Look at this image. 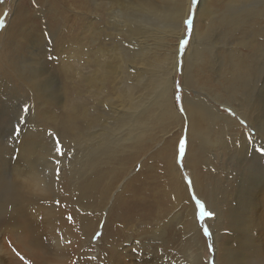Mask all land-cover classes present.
Wrapping results in <instances>:
<instances>
[{"label": "bare ground", "instance_id": "1", "mask_svg": "<svg viewBox=\"0 0 264 264\" xmlns=\"http://www.w3.org/2000/svg\"><path fill=\"white\" fill-rule=\"evenodd\" d=\"M77 4L75 8L74 4L71 5L69 12L73 13V18H78V35L67 38L70 52L64 54L65 49L58 56L74 62L79 67L74 71L76 79L79 76L83 85L95 87V92H100L99 97L109 95L106 83L112 80L110 95L115 99L109 100L107 104L110 106L103 105L102 109L98 107L99 102L95 103L99 112L93 115L85 103L80 125L66 116L62 129L68 132L74 129V133L65 135L70 160L59 157V181L55 175L57 166L50 163L49 158L46 161L43 158L45 154L48 156L49 149L42 141L33 151V161H27L24 168L16 165L13 172L11 169L14 181L11 178L6 185L9 190L2 206V222L17 223L18 233L14 236L16 241L19 239V247L30 253L34 264H43L46 258L44 249L47 251V248L42 244L40 230L46 226L53 234L59 257L56 264H142L133 262L131 253L134 252L139 254L136 259L150 264L143 252L144 245H139V250L133 249L136 242H130V248L125 244L120 247L111 234L105 233L101 240L107 253L86 258L84 239L92 237L96 228L93 225L110 201H114L117 208L126 203L128 196L135 199L149 191L146 190L149 188L146 180L137 174L124 187L118 188L122 179L128 177L130 165L138 163L146 143L154 138V133L147 137L145 134L154 123L163 131V145L158 144L155 155L170 186L169 195L163 193L162 196L170 200L173 208L185 198L190 212L185 213L183 229L189 235L188 239L195 243L199 237L193 220L196 206L188 194L183 195L180 191L186 188L175 165L177 141L185 123L174 99L180 71L184 92L181 100L187 116L184 152L195 193L200 199L203 196L198 194L202 191L198 171L207 169V158L215 159V152L219 151L221 158L225 156L230 167L239 168V173L228 182L230 190L216 189L205 196L206 200L202 197L204 204L214 213L213 220L206 223L210 228L215 264H264V156H254L264 146V93H255L259 78L264 74V27L261 24L262 19L264 23V0H208V5L207 0H200L190 45L182 53L178 52V41L184 36L183 21L188 16L190 0H78ZM3 12L4 7L0 8V17ZM4 32L3 29L0 32V49ZM49 32L47 28L36 36L45 43L53 38ZM31 33L26 34L32 38ZM16 36H19L18 32ZM32 39V46L26 47V58L22 56L24 52L20 53L24 50L22 45L12 48L17 60L12 63L17 68L21 65V70L28 75L23 76V71L18 70L17 75L37 89L38 75L34 66L42 60H35L38 57L35 56L38 52L35 50L36 37ZM2 60L0 76L2 68L11 63L7 61L4 65ZM73 75L70 77L75 78ZM114 82H118L119 89L115 90ZM209 97L212 105L206 100ZM225 108L231 109L234 115H227L222 111ZM236 117L246 126L242 127ZM171 126L178 127L179 131L174 139L166 142L163 138L169 132L165 128L168 130ZM249 129H253L255 135H251ZM31 152L26 148L21 150L26 156ZM210 152L212 156L208 155ZM248 153L253 154L249 161L256 167L243 169L241 166L247 162L245 156ZM261 154L264 155V151ZM139 169H144L142 163ZM226 172L233 174V170ZM205 180H208L207 176ZM117 189L119 193L116 194ZM88 204L91 210L92 205L96 206L92 215L88 213ZM74 214L79 226L71 220ZM91 216H94L92 224L88 221ZM189 218L193 219L188 221ZM74 250L78 252L76 257L71 255ZM197 259L190 256L189 264H197ZM152 264L165 263L159 258Z\"/></svg>", "mask_w": 264, "mask_h": 264}, {"label": "rangeland", "instance_id": "2", "mask_svg": "<svg viewBox=\"0 0 264 264\" xmlns=\"http://www.w3.org/2000/svg\"><path fill=\"white\" fill-rule=\"evenodd\" d=\"M49 1L48 0H44V1L43 0H0V8L4 7V12L0 17V32L2 29L5 31L4 39L2 40V47L0 49V55H1L0 59L1 60L3 59L2 64L4 65L7 64L6 63L7 61L11 62L9 67L5 69L2 68L3 74L2 76H0V81L2 80L0 82V210H1L0 211L1 213L0 214V264H34L32 257H30L31 256L30 253L27 254L23 249H21L18 245L20 243L19 239H17V241L15 239V236L18 233L17 223L15 221L14 223L11 221L5 223L2 222L4 220L3 219L4 215L2 214V206H4L5 201L7 200V194L9 190V187H7L6 185L9 181H11V178L13 179V175H12L13 169L19 165H22L21 168H24L23 165L27 161H33V158L35 157L33 151L37 149L38 147L37 145L39 143L41 144V141L43 145L45 146L46 144L47 146L49 145L48 147L46 146V148L49 149V147L51 146V141H49L50 139L47 136L48 131H52L53 133H55L60 137V140L62 141V145H63L62 148L65 155L63 157L65 160L68 158L66 161H69L70 151H67V146L64 143V142H68V139L65 135H67L68 133H74V129L70 132L64 131L62 129V126L66 124V116L69 117L71 121L74 119L75 122L78 125H80L82 123V121L80 120H82V116H83L82 111L85 103L90 104V105L87 104L86 106H89L87 108L89 109L90 114L93 115V114H98L97 113L99 112L98 107L99 108L101 107L100 109H102V106L106 105L109 100L115 99V97L110 95L111 94L110 89L113 86V84L111 83L112 80L108 81L109 84L106 83V87L108 86L107 93L109 95L105 94L102 96L100 95L101 97H99L98 95L100 94V92L99 94H97L95 92V87H93L92 85H88V86H86L85 84L83 85L82 81L78 79L79 76L76 79L77 74L74 71L77 70L76 68L79 69V67L74 62L69 61V59L59 57L60 56L59 54L63 53L65 49L66 51L64 52V54H68L70 52L68 51L69 50V47H67L68 45H66L67 38L70 39L71 36L77 37L78 35V29H79V28L77 29L78 18L74 17L75 18L74 19L73 13L69 12L72 8L71 5L74 4L73 8L77 7L78 0H72V1L49 0ZM199 4H200V0H198V4L196 5L191 4V0H190L188 16L185 19H188L189 15L191 14L192 16H194V20H195L196 13L198 12L199 9ZM207 5H208V0H207ZM21 17H23V20L20 19ZM6 20H8L9 22L6 23L7 22ZM60 20L63 22H61ZM194 20H193V24L190 26L186 27L183 24L184 25L183 33L184 35L187 34V38L189 40V44L187 48L189 47L191 42L192 31L194 28ZM43 23L45 25H43ZM261 24L264 27L263 19L261 21ZM60 27L63 28L60 29ZM47 28H48V32L51 31L49 32V34L53 35V38H50L49 41H45V43H43L36 36V34L37 33L39 34L43 30L45 31ZM19 29L20 31H18ZM28 30H30V33L34 30V33H31V36L32 38L36 37L35 50L38 52H36L35 56L38 57L35 58V60L36 62L42 60L40 64L34 66V68L37 69L36 74L38 75L36 82L37 89L30 87L27 82L23 81L20 78V74L17 75V70L18 72L23 71L24 74L23 76L28 75L26 72H24V69L21 70V65L19 66V68H17L15 64L12 63V61H17L15 55V49L12 48H16L19 45H22L24 47V50L26 51V47L32 46L30 43L33 42V39L31 37H28V35H30ZM17 32L19 36H16ZM65 32H67V34ZM26 33L29 34L27 35ZM262 34H263L262 39L264 40L263 37L264 31ZM20 35L24 37V39L21 40ZM13 39L15 42L13 41ZM8 40L9 42H7ZM76 45L78 44H75V46ZM24 50L20 53L24 52L22 56L26 58L28 54L27 51L25 53ZM243 52L245 53V50H243ZM248 52L250 51L248 50ZM262 56L264 55L262 54ZM49 57L52 58L49 59ZM262 59H263L262 73H264V58ZM18 60H21V58H19ZM64 61H66V64ZM179 65L182 67V60L179 61ZM70 67L73 68L69 70ZM66 68L68 69V71ZM64 70L66 74H64L65 73ZM177 74L178 75L176 79V85L177 82L180 85V95L182 99L184 92L180 83V74H181L180 71H178ZM69 75L70 76L73 75L75 76V78L73 77L74 78L73 79ZM263 75H261L259 78V85H257L258 89L255 92L256 94L258 93V91L264 93V91H261L263 90L264 87ZM200 80L203 79L200 78ZM114 85H115V90L120 88L118 82H114ZM175 91H177V87L175 88ZM80 93L83 95H81ZM175 94L179 95V93L176 92ZM89 95L90 97L88 98ZM192 97L194 98L195 96L192 95ZM206 100L210 105H212L213 101L210 97L206 98ZM98 102L100 103V105L96 107L97 106L96 104ZM175 103L177 106L176 100ZM108 104L107 106H110ZM25 105H27L29 108V111L27 113L22 112V109ZM226 109L228 108H225L224 110L222 109V111H224L228 115L227 111H225ZM151 114L154 113L152 112ZM21 115H24L26 117L27 123L26 125H19V127L21 128V132L19 134H16L13 131V129L17 126L18 119ZM100 115L102 114L100 113ZM236 119L237 122L242 127L246 126V123L244 121H241L238 117H236ZM36 128H38V131ZM167 128L168 127H166L165 130L168 131L169 133L168 135H166V137L163 138V140L166 142L169 139H174V137L179 131L178 127L174 128L171 126L168 130ZM151 133H154V138L152 139V141L146 143V146L144 147L146 150L144 149L143 154L138 159V163L130 165L129 171L131 173L129 172L128 177L122 179V183L119 185L118 188L120 189L124 187V185L128 183V181L133 177V175L137 174L138 177L139 176L142 177V180H146L149 187L146 188V190L149 191L147 193L145 191L144 193L145 196L144 195L139 196L135 199L132 198L131 196L130 197L128 196L126 203H123L121 204V206H118L119 208L118 207L115 208L116 205L114 206V201H110L108 204L105 205L106 208L104 210L103 215L99 217L93 225L96 228L92 234V237L84 239V245H86L85 257L86 258L88 257L95 258L97 256L101 257L102 255L101 253H107L105 251V246L102 244L101 237L105 236V234L108 235L111 234L114 240L118 242L117 245L120 247L125 244L124 246L130 248L131 245L129 243L136 242L137 246L135 245L133 249L139 250L138 246L144 245L143 252L147 254L146 256H148V259H150L151 261V262L149 261L150 264H152L154 261L157 262V259L159 258L162 259L163 263L165 264H189L190 256L194 258L196 257L198 258L197 264H215L214 247L210 240V234L205 236L203 232V229L207 228L210 233V228L208 227L206 221L207 220L212 221L214 218V213L205 205L206 210L211 211L213 213V216L211 218L205 217L207 213L203 211V208L202 206H200L199 201L204 203L205 196H207V194L211 191L216 192V189H219L220 191L230 190V187L228 186V182L231 181L233 177H235L236 173H239V168L230 167L227 164L228 159L226 161L225 156L221 158L219 155V151L214 153L216 155L215 159L207 158L208 161L207 169H204L203 171L201 170L198 171L202 180L201 182L202 191L201 193L198 194H200V197L201 195H203L202 197L204 198L203 199L201 197L200 199L196 194L197 192L195 188L192 185L190 170L186 166L187 160L185 157V152L178 153L176 151L175 165L178 170V175L180 179L183 181V184L185 185L186 188L185 191L183 189H180V191L183 192V195L188 194L191 203L196 206V215L195 218L192 219L196 222V228L200 234L198 233L199 237H197L195 239V243H193L188 239L189 235L186 234L185 230L183 229L184 221L186 219L185 213L190 212L188 210L189 206H187L186 204L187 201H185V198H183L182 202L184 204H182L181 202L179 206L173 208L170 200L164 199L162 196L163 193L165 194V196H168L170 193L168 178L162 173L160 168V161L157 159V156L155 155V150L156 148H158V144L163 143L161 138L163 131L158 124L154 123V125L150 129L145 131L146 137L149 136ZM249 133L251 135H255L253 129H249ZM184 134H185V123L182 128V133L178 138L177 147L181 136H183ZM21 147H23L24 149L26 148L27 150L32 152L26 156L23 153H21V150H24ZM182 150H183V145L181 144V151ZM263 151H264V146H262L259 153H257L254 156H264L263 154H261V152ZM208 155L210 156L211 152ZM251 155L253 154L248 153L245 156V161L247 160V162H243L241 166L243 169L256 167L254 163L249 161ZM28 156L31 158L29 159ZM43 158L46 161L48 156L45 154L43 155ZM141 163L144 169L140 171L139 165H141ZM231 170H233V174L228 175L226 171H231ZM205 176L208 177V180H205ZM227 176L228 178L226 179L225 177ZM188 181H190V183ZM207 184L208 186H206ZM118 189L115 192L116 194L119 193ZM155 199L157 203H155ZM154 203L156 205H154ZM125 205L127 207H123ZM92 206H93L92 209L93 211L91 210L88 204V213L91 215L95 210L94 208H96L95 205ZM28 209L30 210V208ZM91 217L92 218H90V220L88 221H91L92 224L94 222L92 220L94 216ZM192 219L189 218L188 221ZM71 220L77 224L75 214L72 216ZM142 224H148V225H142ZM77 226H79V224H77ZM45 227L46 226H42L40 230V233L42 232L43 235L42 244L47 248V251L43 248L44 251L46 252V256H44L46 258L43 260V264H56L59 262V259H57L59 257L58 254H56L57 253L56 247L55 244L53 243V239H52L53 234L47 227L46 228ZM97 233H102V235L98 236L96 239H93V236L96 235ZM86 250L88 253L86 252ZM37 252L40 251L38 250ZM77 253L78 252L75 253L74 250L72 251L71 255L74 254L76 257ZM131 254L134 263H142V264L144 263L142 262L141 259H136L138 258L139 254L135 252Z\"/></svg>", "mask_w": 264, "mask_h": 264}, {"label": "snow or ice", "instance_id": "3", "mask_svg": "<svg viewBox=\"0 0 264 264\" xmlns=\"http://www.w3.org/2000/svg\"><path fill=\"white\" fill-rule=\"evenodd\" d=\"M191 4H194V5L198 4V0H191ZM193 20H194V16H192L190 14L189 18L185 19L183 21V24L186 27L190 26L193 24ZM188 44H189V40L187 38V34H185L178 41V52L182 53L183 51H185ZM51 58L52 57H49V59H51ZM176 87H177L176 93H179V95L175 94V100L177 102V110L180 112L181 116L184 117V121H185V134L183 136H181V138L179 140L177 152L183 153L186 150V146H187V116H186L184 109H183V104H182L181 95H180V85L178 82H177ZM28 111H29V108L27 105H25L22 109V112L27 113ZM225 111H227L228 115H234V113H232L231 109H226ZM26 123H27L26 117L24 115H21L18 119V124L13 129V131L16 134H19L21 132V128L19 127V125H26ZM47 136L51 141V146H50L49 151H48V158H49L50 163H53L57 166L55 169V175H56L57 181H59L60 171H61V169L59 167L61 164V160L59 159V157L64 156V151L62 148V141L60 140V137L58 135H56L55 133H53L52 131H48ZM181 144L183 145L182 151H181ZM188 182L190 183V181H188ZM197 201H199V200H197ZM199 204H200V206H202L203 211L205 213H207V215L205 217L211 218L213 216V213L211 211L206 210L205 204L203 202L199 201ZM203 232H204L205 236L210 234L209 230L207 228H204ZM101 235H102V233H97L96 235L93 236V239H96L98 236H101Z\"/></svg>", "mask_w": 264, "mask_h": 264}]
</instances>
